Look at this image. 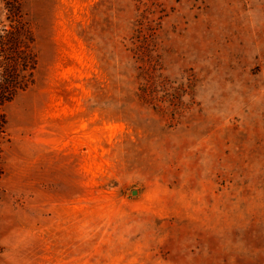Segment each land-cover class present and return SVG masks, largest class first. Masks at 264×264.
Returning a JSON list of instances; mask_svg holds the SVG:
<instances>
[{
    "label": "rangeland",
    "instance_id": "1",
    "mask_svg": "<svg viewBox=\"0 0 264 264\" xmlns=\"http://www.w3.org/2000/svg\"><path fill=\"white\" fill-rule=\"evenodd\" d=\"M34 82L0 105V264H264V0H0Z\"/></svg>",
    "mask_w": 264,
    "mask_h": 264
},
{
    "label": "trees",
    "instance_id": "2",
    "mask_svg": "<svg viewBox=\"0 0 264 264\" xmlns=\"http://www.w3.org/2000/svg\"><path fill=\"white\" fill-rule=\"evenodd\" d=\"M9 21L0 28V105L34 82L33 31L19 7L9 9ZM3 121L1 115L0 131Z\"/></svg>",
    "mask_w": 264,
    "mask_h": 264
}]
</instances>
